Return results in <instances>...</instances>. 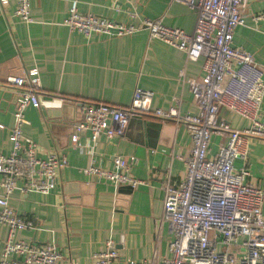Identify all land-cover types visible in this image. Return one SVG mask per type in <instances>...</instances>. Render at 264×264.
<instances>
[{
	"label": "crops",
	"instance_id": "0c3cea01",
	"mask_svg": "<svg viewBox=\"0 0 264 264\" xmlns=\"http://www.w3.org/2000/svg\"><path fill=\"white\" fill-rule=\"evenodd\" d=\"M72 4L82 14L132 24L139 19H159L185 32H191L195 19L192 9L168 0H31L29 23L14 16L13 0L0 5V154L10 149L8 134L16 99L6 77L35 67L42 100L59 97L71 101L59 107L48 102L39 108L27 106L23 111L22 132L36 144V156L43 158L55 151L64 156L66 165L57 170L48 193H12L9 203L16 214L36 225L34 230L17 232L16 237L54 244L63 257L60 264L70 260L90 263L92 254L102 250L108 239L121 258L159 261L169 256L170 240L168 224L161 218L162 187L166 179L177 182L183 175L181 159L190 148L184 125L142 114L129 120L123 136H98L93 146L96 165L111 168L114 156L135 158L128 174L142 183L133 188L115 187L82 173L89 154L86 147H70L71 125L85 102L124 107L135 87L152 92V109L175 105L179 113H196L186 80L202 74V58L187 60L182 50L148 37L145 29L120 36L85 37L62 23ZM126 11L135 16L129 18ZM241 12L243 25L234 29L231 45L249 52L264 68V20H253L264 12V0H247ZM259 111L264 119V92ZM217 114L231 128L247 125L224 108ZM225 139L223 132L212 134L207 154H215ZM86 140L87 133L80 134V143ZM246 162L245 181L264 190V140H250ZM240 166L241 160L235 159V170ZM260 212L264 219V202ZM5 233L0 225V251Z\"/></svg>",
	"mask_w": 264,
	"mask_h": 264
},
{
	"label": "built area",
	"instance_id": "2783aa9c",
	"mask_svg": "<svg viewBox=\"0 0 264 264\" xmlns=\"http://www.w3.org/2000/svg\"><path fill=\"white\" fill-rule=\"evenodd\" d=\"M8 0H0V5ZM13 14L22 22L31 21V0H13ZM179 2L194 11L191 32L169 27L159 19H139L137 23H122L93 13H79L72 4L62 23L82 33L120 36L145 29L148 37L158 39L184 52L187 60L202 58V74L187 79L196 113H179L175 105L166 109L151 108L150 90L135 87L127 106L101 101L85 102L78 119L71 125V148H87L89 163L82 168L86 176L109 181L113 186L133 188L140 180L128 174L133 156H114L111 168L95 164L93 146L98 136L106 139L123 136L129 120L150 114L161 121L184 125L190 148L181 161L183 175L177 182L165 180L162 190L161 218L168 224L169 256L159 261L153 258L135 260L121 258L111 240L92 254L88 264H264V219L260 212L264 190L247 183V155L250 140H264V119L260 104L264 92V68L249 52L231 45L232 33L243 25L242 7L247 0H168ZM129 18L134 12L126 11ZM264 20V12L253 16ZM5 82L16 92L15 108L8 138L10 149L0 154V225L6 229L0 251V264H60L62 255L52 243L36 244L16 237V233L35 229L29 219L20 217L10 205L14 191L26 194L48 193L55 183L57 170L66 165L63 155L50 152L37 157L36 144L23 135V111L27 106L39 108L38 70H24L8 76ZM224 108L247 121L234 129L218 117ZM2 128V125H0ZM87 133L85 144L79 136ZM223 132L224 142L212 156L207 154L209 138ZM235 159L241 160L237 170ZM69 264H77L70 260Z\"/></svg>",
	"mask_w": 264,
	"mask_h": 264
},
{
	"label": "water",
	"instance_id": "95a60500",
	"mask_svg": "<svg viewBox=\"0 0 264 264\" xmlns=\"http://www.w3.org/2000/svg\"><path fill=\"white\" fill-rule=\"evenodd\" d=\"M38 101H39V104L43 106H45L46 103L48 102L50 106H58V107L60 106V104L71 103V101L63 99V98H59V97H53L49 101H44L41 99V95L39 94H38Z\"/></svg>",
	"mask_w": 264,
	"mask_h": 264
}]
</instances>
